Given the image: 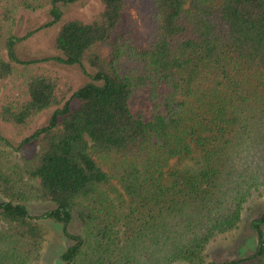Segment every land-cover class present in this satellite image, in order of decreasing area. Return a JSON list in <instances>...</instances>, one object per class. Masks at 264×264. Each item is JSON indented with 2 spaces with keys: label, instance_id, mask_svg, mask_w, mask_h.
Instances as JSON below:
<instances>
[{
  "label": "trees",
  "instance_id": "obj_1",
  "mask_svg": "<svg viewBox=\"0 0 264 264\" xmlns=\"http://www.w3.org/2000/svg\"><path fill=\"white\" fill-rule=\"evenodd\" d=\"M82 1L0 0V51L7 55L0 56V80L13 64L30 63L18 60L21 38L5 29L19 8L49 5L50 26L62 16L60 5ZM101 1L97 18L65 21L52 43L57 61L92 67V81L63 102L55 79L32 75L27 99L2 107L0 119L22 129L33 115L55 108L23 142L39 145L25 167L39 180V197L53 206L41 217L61 223L72 241L61 254L63 264H119L109 251L115 238L131 247L146 236L159 241L166 262H193L215 234L240 221L256 186L251 182L264 184V167L234 163L240 154L226 138L248 105L264 110V0H151L153 25L144 41L125 19L140 0ZM144 89L149 118L130 109ZM241 173L247 177L240 180ZM112 180L121 189L116 199L128 204L123 217L114 211ZM4 182L0 264H30L40 256L43 228L11 180ZM120 218L123 229L115 228ZM72 222L82 234L69 231ZM161 223L160 241L149 234ZM249 226L254 250L217 264H264V208Z\"/></svg>",
  "mask_w": 264,
  "mask_h": 264
},
{
  "label": "rangeland",
  "instance_id": "obj_2",
  "mask_svg": "<svg viewBox=\"0 0 264 264\" xmlns=\"http://www.w3.org/2000/svg\"><path fill=\"white\" fill-rule=\"evenodd\" d=\"M140 1L141 5L132 7L125 19L126 24H131L134 27L135 35L144 41L152 29L153 6L151 0ZM60 7L62 16L54 25L46 26V23L50 21L49 5H46L37 10L19 8L14 15V21L5 26L6 30L21 38L15 46L18 60L30 63L13 64V72L0 80V110L6 105H17L27 99V82L35 74H45L55 79L61 95L65 97L63 102L71 98V94L76 89L92 81L91 75L94 74L92 67L86 65L85 68H80L77 65H67L57 61L55 57L59 53L54 49L52 43L62 23L69 19H78L85 23L91 22L102 12L103 3L101 0H83L75 4L60 5ZM102 54L107 56L108 48L103 49ZM0 56L7 59L6 51H0ZM122 63L126 66L132 64L127 59H122ZM132 98L131 111L149 118L152 113V104L146 89L137 91ZM54 109L52 107L33 115L28 120L26 127L22 129L0 119V201L7 199L4 194V179L8 177L18 198L22 199L28 212L36 217V221L43 228L40 256L30 264H63L61 254L72 244V241L65 236L61 223L41 217L53 206L39 197V180L30 177L25 167V163L29 162L37 153L39 145L36 141L23 142V140L37 128L43 126ZM263 111L255 104L248 105L241 120L232 126L226 134V138L229 140L228 144L240 154L234 163L244 159L248 164H259L264 167ZM228 144L222 145L227 146ZM225 172H228L227 169ZM241 176L240 180L247 177L243 174ZM222 177L232 179L231 175L227 174ZM111 183L116 189L115 192L110 193L111 197H115L116 208L114 211L120 216L129 214L128 204L126 202L120 204L116 199L117 194L121 192L119 185L114 180ZM251 183L256 186L250 189L243 202L240 221L235 227L215 234L204 246L201 256L197 260L193 262L174 260L168 263L163 257L164 251L159 250V241L150 240L147 238L148 236L138 242V245L131 247H129L131 243L123 246V241L115 238L109 247L110 253L112 252L111 257L119 264H123V261L125 264H217L250 254L255 248L256 237L249 222L259 216L264 208V184L261 181ZM138 217L140 216L135 217V225L140 224ZM123 221L120 218L115 228L123 229ZM162 227L161 223L160 228L151 230L156 232L149 235L151 237L158 235L157 237H160L161 241ZM69 231L79 235L83 233V228L78 222H72ZM126 250H129V255L122 256L120 252Z\"/></svg>",
  "mask_w": 264,
  "mask_h": 264
}]
</instances>
